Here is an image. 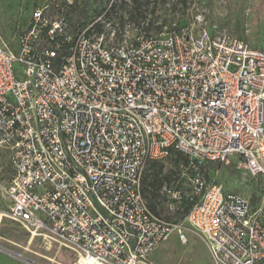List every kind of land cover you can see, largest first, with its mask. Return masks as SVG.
I'll return each mask as SVG.
<instances>
[{"label": "built area", "instance_id": "2783aa9c", "mask_svg": "<svg viewBox=\"0 0 264 264\" xmlns=\"http://www.w3.org/2000/svg\"><path fill=\"white\" fill-rule=\"evenodd\" d=\"M95 23L74 34L36 7L15 45L0 43L9 216L74 264H154L173 232L186 234L150 208L142 177L176 149L198 196L186 219L216 264H264L262 209L201 171L237 156L264 180V47L216 27L108 43Z\"/></svg>", "mask_w": 264, "mask_h": 264}, {"label": "rangeland", "instance_id": "374dc122", "mask_svg": "<svg viewBox=\"0 0 264 264\" xmlns=\"http://www.w3.org/2000/svg\"><path fill=\"white\" fill-rule=\"evenodd\" d=\"M116 0H0V43L15 45L20 34L27 29L36 7L46 6L52 15H64L69 20V31L80 32L96 21L103 24L99 32L94 24L93 33L104 34L108 43H119L126 37L135 38L146 34L144 27L153 20L162 26L161 32L178 29L216 27L221 32L242 36L253 45L264 47V0H157L152 3L147 20L138 22L128 12L110 11ZM109 11V14L107 13ZM120 15L123 17L121 18ZM153 33V32H152ZM176 153L155 160L149 170L152 178L161 181L154 203L160 215L180 223L186 234L183 240L173 232L151 255L154 264H216L204 238L190 227L187 205L194 201L190 177L192 171ZM13 170L10 151L0 149V264H74V254L57 242L50 243L43 236L33 234L23 223L8 214L10 200L5 187L10 182ZM203 176L208 183L223 184L226 191H235L247 197L255 211L261 208L264 215V180L253 175L236 156L228 161L208 165ZM181 190L185 199L172 210L173 193ZM148 204L151 199L145 197Z\"/></svg>", "mask_w": 264, "mask_h": 264}, {"label": "trees", "instance_id": "16d2710c", "mask_svg": "<svg viewBox=\"0 0 264 264\" xmlns=\"http://www.w3.org/2000/svg\"><path fill=\"white\" fill-rule=\"evenodd\" d=\"M156 1L157 0H116L112 3L110 11L113 12L117 9L121 12H128L129 17L136 20L138 22V25H141L142 22H145L147 20V15L152 12L150 10L151 4H157ZM107 13L109 14V11ZM120 17L122 18L123 16L120 15ZM95 25L97 26L99 32L103 31V24L101 22L98 21L95 23ZM143 27L146 34H151L152 32L159 33L161 32L162 28V26L156 25L153 20H149V23ZM171 152H175L177 155L175 162H179V159L181 157L184 160L185 165H188L193 173V169L190 167V159L186 154L176 149H172ZM155 163V160H150L147 164L142 177V191L145 197H149L151 199L149 203L150 208L159 214V212L157 211V206L154 203V198L156 197V192L159 191L162 184L161 181L157 179V177L152 178V176L148 173L152 167H155ZM207 168L208 166H202L201 171L204 172L205 170H207ZM197 199L198 196H195L193 198L194 201L190 202V204L187 205V214L194 203L197 201Z\"/></svg>", "mask_w": 264, "mask_h": 264}]
</instances>
